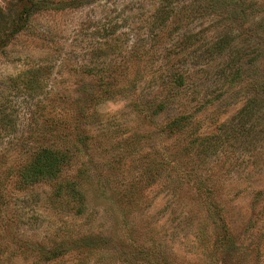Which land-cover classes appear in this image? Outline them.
Instances as JSON below:
<instances>
[{
  "label": "rangeland",
  "instance_id": "1",
  "mask_svg": "<svg viewBox=\"0 0 264 264\" xmlns=\"http://www.w3.org/2000/svg\"><path fill=\"white\" fill-rule=\"evenodd\" d=\"M166 1L173 13L190 12L184 17L192 20H176L172 14L162 34L155 37L156 9ZM25 7L31 10L23 28L5 38ZM214 19L204 0H0V264H74L71 252L49 262L38 260L37 246L58 242L67 234L108 232L126 233L136 244L154 247L168 264H207L193 243L204 214L195 200L194 180L175 183L167 171L159 174L138 193L140 208L124 220L114 209L118 204L114 195L126 192L149 160L172 154L178 137L159 133L171 117L192 113L193 129L203 134L216 133L219 127L228 129L236 122L245 88L221 82L223 70L236 65L235 60L230 62L232 54L206 60L203 56L195 60L193 53L183 57L180 63L190 75L186 85L170 91L171 101L163 112L151 120L143 116L150 115L151 106L168 93L156 81L158 47L172 45L177 35L190 30L199 29L210 37L218 25ZM144 43L156 49L140 60L132 59V51ZM251 55L246 53L244 58ZM94 65L98 68L87 76L85 68ZM34 69H40L38 84L31 88ZM108 74L117 79L115 88L132 79L135 84L130 91L91 108L92 114L79 122L75 104L80 91L88 86H95V91L98 77ZM246 130H241L240 140L201 168L206 173V168L221 165L215 193L236 243L246 231L259 235L264 228L262 204L253 202L254 190L264 189V124L250 127V134ZM83 137V143L77 142ZM48 144L80 149L73 154L70 172L85 167L90 174L82 216H73L55 202L49 183L25 189L16 184L15 166ZM89 264L130 263L105 252ZM240 264H264V253L256 258L250 254Z\"/></svg>",
  "mask_w": 264,
  "mask_h": 264
},
{
  "label": "trees",
  "instance_id": "2",
  "mask_svg": "<svg viewBox=\"0 0 264 264\" xmlns=\"http://www.w3.org/2000/svg\"><path fill=\"white\" fill-rule=\"evenodd\" d=\"M204 1L208 14L216 17L214 23L215 21L218 23L214 33L210 37H206L199 29L190 30L185 34L177 35L172 45H163L161 50L158 47L159 52L156 60H159L160 71L156 75V81H159L163 90L168 93H163L160 99L151 106L150 115L144 113L143 116L151 120V116L163 112L171 101L170 91H178L186 85L190 75L180 63L183 57L193 53L192 57L195 60L200 56L206 60L232 54L230 62L235 60L236 65L234 68L229 65L231 70H223L221 82L227 87L242 84L245 88L244 103L236 115V122L228 129L219 127L216 133L203 134L193 129L194 115L192 113H180L171 117L161 126L159 133L166 138L175 135L178 137L173 144L172 154L167 157L161 156L158 160H149L151 162L148 161L145 169L140 170L138 176L134 178L136 180H132L126 192L115 193L114 197L116 196L118 204L114 206V209L123 216V220L126 219L133 210L141 206L138 202V197L141 196L138 193L146 186L153 184L158 175L166 171L173 175L175 183H189L192 179L194 180L193 184H196L195 200L204 213L195 228V241L193 242L195 249L205 256L207 264H222V262L240 264L242 261L245 262L250 254L256 258L260 252L264 253V228L259 232V235L255 233L256 236L249 233V230L246 231L242 241L236 243L230 235L222 206L215 193V182L219 179L221 165H215L216 169L213 168L215 166L209 167L210 169L205 167L206 173H203L201 168L208 165L212 157L217 158L221 155L226 146L230 147L232 142L240 140L243 137L241 130H246V126L248 128L246 134H250V127L264 124V0H262V4L260 0ZM167 5L169 3L166 1V4L162 5L163 7L156 9L158 18L154 21L157 20L158 23L156 27H153V29H157L155 37L162 34L163 26L172 14L176 15V20H185L188 23L192 20L190 16L184 17L188 16L190 12L178 16ZM194 5L195 3H192L190 6ZM30 10L31 7H25L15 22V27L6 33L5 38L10 39L23 28ZM249 22L251 25L248 24ZM178 31L179 29H176L175 32ZM242 47L247 50L240 51ZM152 49H156L153 44H138L137 49L132 51L130 57L132 59L134 57L142 58ZM250 52L251 58H244L246 53ZM179 54L182 55L176 57L174 61L171 60L174 55ZM150 62L153 61L150 60ZM94 67L98 68L95 65L85 68L87 76L93 74ZM39 70L30 71L29 86L31 88L38 84L36 74ZM97 81V83L95 82V91H92L95 86L93 88L92 86L91 88L84 87L77 96L75 115L79 122L92 114L91 108L123 93V91H130L135 84L132 79L115 88L114 84L117 79L109 74L98 77ZM249 125L252 126L249 127ZM183 135L186 137L180 138ZM83 139L85 138L77 139V142L83 143ZM75 147L77 146L40 145L29 154L25 161L19 162L15 166L13 175L17 186L25 189L37 183H49L52 199L59 202L58 204L73 216H82L87 208L89 198L90 174L85 167L70 172L74 160L73 154L80 151L78 148L73 151ZM253 202L262 204V210L264 209V189L254 190ZM125 234L122 236L123 234L109 232L104 235L86 233L77 237L67 234L58 242L39 245L37 250L36 244H34L33 248L38 253L37 259L43 262L55 260L71 252L74 254V264H89L101 253L111 252L119 262L123 263L168 264V260L154 247L138 245ZM116 242L119 243V248L116 247ZM121 247H128L130 253Z\"/></svg>",
  "mask_w": 264,
  "mask_h": 264
}]
</instances>
